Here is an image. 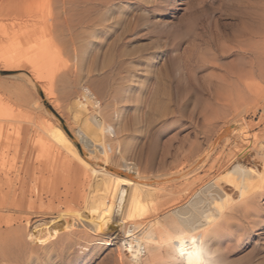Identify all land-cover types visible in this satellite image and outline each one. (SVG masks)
Returning a JSON list of instances; mask_svg holds the SVG:
<instances>
[{"label": "bare ground", "instance_id": "1", "mask_svg": "<svg viewBox=\"0 0 264 264\" xmlns=\"http://www.w3.org/2000/svg\"><path fill=\"white\" fill-rule=\"evenodd\" d=\"M75 1L81 2L85 7L87 1L92 4L89 7L91 9L93 6L95 11L93 12L96 14L94 27L88 31L87 29L80 30L77 37L67 47H60L62 43L60 45L56 43L58 46L50 50H43L44 47L38 50V47L41 43L44 44L46 41L50 43V41L60 40L63 37L60 29L52 28V23H55V26L61 23L58 21L61 14L54 15L48 10L52 0H30L18 5L19 10H16V14L20 18L16 16L15 19L12 18L14 20L12 22V42L15 41L16 44L12 48V61L10 59L8 61L12 62V69L26 70L30 74L28 82L32 83L33 89L37 92L41 90L39 84L48 95L53 94L52 98L56 88L70 89H68L69 92L64 93V96L68 95L67 104L64 106L60 103L62 107L59 108L67 110L73 121L76 119L88 121L84 126V131L80 130L81 126H76L75 129L78 139L82 142L83 135L85 138L95 135L109 138L115 126L124 122L125 109L124 106H117L121 104V101L120 104L115 103L116 108L111 109L108 105L109 110L108 107H103L100 103L104 95L100 96L101 93H97V88L91 87L92 83L91 86L82 85L84 62L88 60L94 65L100 62L99 58H102L105 65L100 64L101 67L103 68V65L105 69L111 67L117 62L118 57L127 56L121 45L125 44L127 39L137 41L141 37L139 29L143 27H147L149 34H154L150 39L155 42H176L183 35L181 31L171 32L168 27H163L164 22L152 24L149 20L154 14L168 11L175 0ZM236 1H229V6L235 10L238 7L235 6ZM201 3L199 2L198 6ZM195 7H190L189 16L192 18L185 25V32L190 35V49L187 51L185 64L192 80H196L199 71H204L206 74L208 72L210 80L206 87L208 90L214 88L215 97L208 103L213 113L209 112L205 115V121L210 123L206 132L202 130L205 138L199 141L196 137V141L189 140L188 143L185 140L189 144L188 147L186 145L187 148L183 146L185 144L182 147L177 146L173 150L171 164L162 174V177L165 176L164 179L155 182L149 181L147 177H137L139 180L136 184H129L126 181L129 178H126L125 172L114 170L101 156L95 155L92 148L83 149L86 160L82 162L78 159V163L69 162V153H55L50 147L54 141L64 143L68 140L72 143L76 141L70 137L60 121H53V118L47 119L46 121L50 124L49 126L42 124L41 131L45 133L42 141L49 144L48 149L44 155L37 154L38 158L28 161L29 165H33L30 173L39 171L43 166L49 168L51 172L44 184L36 186L32 192L41 197L46 196L47 201L42 203L43 206L37 212L23 211L18 204L19 198L16 197L21 180L17 179V183L13 185L10 180L11 185H7V188L15 195V200L11 202L12 204L8 202L0 206V218L3 217L1 211L4 209L16 210L20 214L12 219L17 224L16 228L9 227L3 230L0 227V264H12V262L49 264L53 257H64L68 253L74 254L79 251L86 253V256L89 250L95 253L102 250L106 244L118 240L124 241V248L117 253L115 264H231L226 262V256L230 253L229 244L234 242L240 247L247 241L251 232L264 228L262 214V200H264V9L260 15L256 12L257 16L253 18L254 14L249 11L251 8L248 10V7H243L245 17L242 19L247 21L253 19L255 23L257 18L263 29L257 26L262 29L258 32L248 27L249 29L244 28L238 35V32L234 31L232 34L227 24L223 32L217 29L214 32L210 31V25L206 26L209 18L202 15V9ZM227 9L230 13L231 9ZM226 16L231 17L232 21H236L239 17L236 18V14ZM213 24H216L215 21ZM102 32L105 42L99 38ZM230 34H232V39H227ZM235 34L243 40L238 41V36ZM22 40H24L23 43ZM229 40L230 43L234 41L236 43L233 42V44L237 45H228ZM104 44L105 47L101 48ZM214 47L217 48L214 50ZM159 53H151L147 59H143L148 61L145 69L148 74L153 71L160 72L155 77L158 82L156 94L153 93L155 97L150 93L154 98V101L150 98L153 101L150 110L153 109L156 115H166L168 103L171 101V95L167 91V85L169 87L170 84L165 82L169 74L165 70L161 73L159 69L158 71L151 65L152 60H156ZM240 53L245 55L244 58L247 57L243 69L239 70L232 66L228 68L220 63L223 55L237 56ZM5 60L3 59V62ZM8 61H5V64ZM93 65L89 66V71L93 70ZM140 68L143 67L140 65L134 67L135 71ZM107 75L108 72L105 76ZM18 76H23V73ZM134 79L135 76L132 74L128 81L130 82L129 87H132ZM201 87L203 89L204 84ZM21 88L20 90L23 89ZM122 88L124 89L119 90L126 91L124 85ZM17 89L13 92L15 94L19 92V99L24 100L25 96L20 93L26 89L21 92L19 88ZM75 89L78 90L75 91ZM13 92L12 96L15 95ZM124 95L123 102H128L129 95ZM138 96L141 98V94ZM25 100L27 101L26 98ZM55 101L51 103L54 105ZM149 103L151 104L150 101ZM37 106L35 105L36 108ZM202 113L205 112L202 111L201 116ZM249 113L252 118L251 122L247 121ZM17 115L12 114V120L18 118ZM42 116L44 118V115ZM138 117L133 118L137 124ZM43 118L38 117L39 120ZM216 118L218 121L214 123ZM67 124L70 123L67 122ZM206 125H202L203 128ZM69 146L68 150L73 152L74 148ZM122 147H127V145L124 144ZM3 159L4 157H0L1 165L4 167L12 165L13 168L17 164L15 159H12V162ZM106 177L117 178L118 182H115L117 184L108 188L102 187L101 182ZM58 178L67 179L69 184L64 190L60 191L57 186L55 180ZM139 184L145 186L143 190L139 189ZM129 188H133V192L128 191ZM2 191L3 189L0 188V194ZM105 202H109L113 207L101 211ZM83 205L86 206L85 210H82ZM155 208L156 211L152 213L153 218L164 217V222L159 225V221H156L154 226L148 228L142 226L144 219L139 212L151 211ZM83 261L84 259H79L78 262Z\"/></svg>", "mask_w": 264, "mask_h": 264}, {"label": "rangeland", "instance_id": "2", "mask_svg": "<svg viewBox=\"0 0 264 264\" xmlns=\"http://www.w3.org/2000/svg\"><path fill=\"white\" fill-rule=\"evenodd\" d=\"M28 1L30 0H0V106H1L0 107V157H4L3 160L8 159L10 160V162H12V159H15L17 161L16 166L12 168V165H7L6 167L2 166L1 165L2 161L0 160V188L3 189L2 193L0 194V206L5 205L8 202L11 203L12 201L15 200V195L8 191L7 185H11L10 180H12V185H13L14 183H17L16 182L17 179H20L21 180V183H19L20 188L19 191H17L16 193V197L17 199L19 198L18 204H20L21 209L27 213L37 212L40 209V207L43 206L42 203L43 202L45 203L47 201L46 196L41 197L32 192L34 191L33 189L36 186H42L44 184L48 174L51 172L49 168L43 166L39 169V171L30 173L32 171L33 165L31 164L29 165L28 161L29 159L38 158L37 157L38 155L41 154L44 155V153L48 149L49 144H46L44 143L45 141H42L43 134L45 133L41 131V126L42 124L45 126H49L50 123L46 121L49 118L51 119L53 118L52 119L53 121H60L64 125L65 129L68 131L70 137L75 139L76 141V143H72V141L69 140L66 141L65 143L60 141L58 142L54 141L50 145V147L55 151V153H59V152H63L64 154L69 153L70 155L69 162L71 163L73 161L78 163L79 162L78 159H80L82 162L86 160L85 155H83L84 154L83 149L85 147H86L85 149L92 148L94 150V154L101 156L107 162V164L110 165L114 170H120L122 172H125L127 174L126 178L127 177L129 178L126 179V181L129 184H136L139 180L137 179V177L138 178L147 177L150 179L149 181H155V182L164 179L165 176L163 175L162 177V174H164V170L172 162V154H174L173 150L177 148V146L182 147L183 144H185L183 145L184 147H186V145L188 147L189 144L187 143L189 142V140L196 141L198 139L199 141H202L205 138V134L203 132L204 131L206 132L208 130L210 123L205 121V115L208 114L209 112L210 113L212 112L211 106L208 103L209 101H212L213 98L215 97V92H214V88L208 90V88L206 87L207 82L210 80V76L208 72L206 74V72L204 71L202 72L199 71L196 75V80H192L190 74L188 73V70L186 69L185 62L187 57L186 54H188L187 51H189L190 49V45H189L190 35L189 33L185 32L186 31L185 25L187 21L191 20L192 18L189 16L190 7L196 6L195 8L202 9L201 12L202 15H205L207 19L209 18L208 24H206V26L210 25V31L212 32H214L216 29L219 32H223L225 24L228 25L227 27L232 34H234L233 33L234 31L235 33L238 32V35L240 31H242L244 28L249 29L248 27H250L252 30H258V32H261L263 29V26L261 25L260 21L257 20V18L255 23L253 22L254 21L253 19L248 21L246 19H242L245 17L244 16L245 11L242 8L243 7L245 8V6L246 8L248 7L247 8L248 10L251 8V10L249 11L254 14L252 15L254 18L255 16L260 15L262 13V10L264 9V0H247V1L237 0L236 3L238 5L236 4L235 6L238 7H236V10L232 9V7L229 6L230 0L229 1L228 0H175L173 2L174 4H172V6L168 11L164 13H158L157 15L154 14V16L152 15L149 20L152 24L164 22L163 27L165 26L168 27V29L171 32L181 31L183 36L180 39H178L176 42L175 41L155 42L154 40L152 41V39L150 38L153 37L154 34L153 33L149 34L147 27H143L139 29L140 32L139 35L141 37H139L137 41L134 40L130 41V39H127L125 41L126 43L121 45V47L124 48V50L126 51L127 56L126 57L122 56L121 58L118 57L117 62L114 64L116 67L112 65L111 67L109 66L106 67L105 69L104 67L105 63H103V60H101L102 58H99L98 60H100V62L98 61V63H95L94 65L92 62L88 60L84 62V68L82 71V80L83 79L84 80L82 82V85L84 86H86V84L89 86L92 85L91 87H93L94 89L97 88L96 89L97 93L99 92L101 93L100 96L104 95L100 103L103 107L106 108L108 107V109L110 110V107L111 109H113L116 108L117 106H124L125 109H124V119H123L124 122H122L120 125L115 126V129L112 135L109 136V138H103L101 135L88 136L85 138V135H83L84 140H82L81 142L76 135L75 129L76 126L77 127L81 126L80 130L84 131V126L87 124L88 121L85 120L84 122V120L81 119L80 120L76 119V121H73L67 110H65L64 108H63L64 110L62 108H59L62 107L61 105L65 106V104H67L68 101L66 99L68 95L65 94L66 96H64V93L69 92L70 89L68 88L69 89L68 90L67 88L65 89L63 88L62 90V87L58 89L56 88L54 92V97L52 98L53 94L48 95V93H46V91L41 86V84H39L41 90L37 92L33 89L32 83L28 82V76L30 74L26 70L12 69V62L9 63L10 60L12 61V48H14L16 44L15 41L12 42V22L14 21L13 19H15V16L17 18L18 17L20 18V16L16 14V12L19 10L18 5L24 4ZM60 1L58 0L56 4V0L54 1L52 0L51 6L48 7V10H50L54 15L61 14L58 20L59 23L61 22L60 25L55 26V23H52V28L60 29L63 32V37L61 38L62 40L56 39V41L55 40L53 42L50 41V43H48L49 41L44 42V44L41 43L38 47V50H42L43 47H44L43 50L45 49L50 50V48L52 49L54 46H58L61 43L62 44L60 45V47H67L68 44L70 45V43H72V40L75 37H77L80 30L82 31V29L84 30L87 29L86 31H88V29L94 27L93 24L95 23L96 20V19L94 20V18H96V14L94 13L95 11L93 9V6L90 9L89 6L92 5L90 2L87 1L85 3L87 4V6L85 7L83 4H81V2H77L75 0H64V1L60 0ZM199 2L202 3L198 6ZM239 7L241 9H239ZM86 8L87 10H85ZM227 8L231 9L229 10L230 13L228 12ZM54 10H56V12ZM234 10L238 12L235 13ZM57 11L60 13L58 14ZM211 12L213 13L211 14ZM256 12L258 13L257 15L255 14ZM242 13L243 15H241ZM225 14L226 15L236 14V18L238 16L239 17L237 18L238 20L236 19V21H232L230 19L231 17L229 16L227 17ZM216 18H217V22H216ZM92 20H94V22ZM213 20L215 21L216 24H213L214 22ZM257 26L262 27V29L257 28ZM232 34H230V36H228L227 39H232L231 37ZM236 35L237 34H235V36ZM99 36H100L99 38H101L103 42L104 41L103 32ZM239 40L242 41L243 38L238 36V41ZM21 42L23 43L24 40H22ZM109 42L111 43V40H109ZM233 42L230 43L229 40L227 44L228 45L232 44L231 46H236L237 44L234 45ZM56 43H58V45ZM63 43L66 44L64 45ZM104 47L105 44L101 46V48ZM216 48L217 47H214V50ZM154 52H158L159 56H157L158 58H156V60L154 61L152 60L151 65L154 66V69L156 70L159 69L161 73L164 72L165 70L169 74V77L165 82L167 84H170L169 87L167 84L166 85H167V91L171 95V101L170 103H168V113L166 115H156L157 113L153 112L154 111L153 109L150 110L152 108V104H153L152 102L154 101V98L152 97L154 96L153 93L156 94V90H157L156 88H158L157 87L158 82L155 77L160 72L157 73L156 71H153L148 74L147 70H145L148 66V61H144V59H147V57H149V55ZM238 55L239 54H237V56L223 55V58L220 60V63L225 67L229 68L232 66L235 67L236 69L241 70L245 67V64L247 62V57H245L246 60H244L245 59L244 54L240 53V55L239 56ZM238 58L240 59L242 58V59L239 60ZM3 59H6L5 61H8V59L10 60L8 61L7 64H5L6 62L5 61L3 62ZM91 64L93 65V70L89 71L88 68L89 66H92ZM100 64L101 65L104 64L103 68L101 67ZM137 65H140V67L143 68H140L139 70L135 71L134 67H136ZM6 67H8V69ZM9 70L11 71L9 72ZM126 70L129 71L127 72ZM4 72H8V73H4ZM107 72L108 75L105 76ZM114 72H118V73H114ZM22 73L23 76L26 75L27 77L18 76V75H22ZM88 73H90V75ZM110 73L112 74V76H110L111 75ZM124 73L125 74L127 73L129 76L125 75ZM132 74L133 76H135V79L132 87H129L130 82L128 81H130ZM126 76L128 77V79ZM106 77H108V79ZM101 79L102 82L100 83ZM121 79L123 80V83H121L122 82ZM118 82L121 83V85H119ZM117 83L118 86H116ZM200 84L201 85L204 84L205 87L202 89ZM19 85L23 89H26L27 92L24 91L22 88H21L22 90H20ZM123 85L125 86V88L128 86L126 88V91L119 90V89H124L122 88ZM17 88H19L20 92L21 91L26 92V93L24 92L20 93L23 96H25L23 98L24 100L22 101L18 97L19 92H17L18 94L17 93L15 94L13 92V91H17L18 90ZM76 90L78 89H75V91ZM150 90L152 92H150ZM12 92L15 94L14 96H12ZM150 93L152 94V96ZM61 94L63 95L60 97ZM124 94L129 95L128 102L127 101L123 102L124 101L123 97L125 96ZM140 94H141V98H139L140 96H138ZM119 95H121V97ZM55 96H57L59 99H57ZM131 96L132 97L134 96L133 100ZM25 98L27 99V101L25 100ZM117 98L118 100L121 98L123 99L118 101ZM150 98H152L153 101L150 100ZM54 101L55 104L53 105ZM149 101L151 102V104L149 103ZM41 103H43L44 105L43 104L41 105ZM115 103L120 105L116 106ZM35 105L36 106L38 105L37 106L38 108H36ZM40 109H42L43 111L42 110L40 111ZM58 109L59 110L62 109V110L59 112ZM108 109L106 110V112L108 111ZM138 110L139 112L141 111V113H139ZM202 111L205 113H202L201 116L200 114ZM12 114L15 115L18 114L17 116L19 117L14 118L12 120ZM42 115H44V118ZM250 116L251 115L249 113L247 117L248 122H251L252 120ZM38 117H40V119L41 118L43 119L39 120ZM134 117L135 119H137L138 117V124L136 120L133 119ZM191 118L193 119L191 120ZM71 120L72 123L70 122ZM214 120H215L213 121L214 123L218 121L217 118ZM67 122H69L70 124H67ZM73 123L75 127L72 126ZM194 124H197L196 125L197 127L194 126ZM202 125L203 126L206 125V127L203 128ZM203 129L204 131L202 132ZM74 133L77 138L74 136ZM185 140L187 143L185 142ZM69 144L72 148H74L73 152H70L68 150L67 147L69 146ZM124 144L127 145V147L123 148L122 145ZM4 169L6 171H4ZM55 182L58 184L57 186L59 187L60 191L64 190L66 186L69 184L66 178H58L55 180ZM115 182H118L117 178L106 177L101 182V186L104 188L112 187L113 185L117 184ZM138 186L140 190H143L145 187L142 184H139ZM128 191L133 192V188H129ZM116 204L117 202L115 203V205ZM102 206L103 207L101 211H103L105 208L110 209V207H113L110 205L109 202L103 203ZM262 208H263L262 214L264 217V200H262ZM85 209L86 206L83 205L82 210ZM155 211L156 208L151 211L139 212L144 219L142 226L148 228L154 226V223H156V221L157 222L159 221L160 223L159 225H161L164 222L163 220L164 217L163 218L160 217L157 219L153 218L152 213ZM1 213L3 217L0 218V227L3 230H7V228L9 227L12 228L17 227L16 222L13 221L12 219L18 217V215L20 214L18 211L16 210L8 211L4 209L3 211H1ZM229 246H230V253L226 256L227 263L264 264V228H260V230L256 229L254 230V232H251L247 237V241H245L242 246L239 247L236 244H234V242L230 243ZM123 248H124V241L118 240L114 243L106 244L102 248V250L97 251L95 253L92 250H89L90 252L86 256H85L86 253L84 254L83 252L79 251V253H74V254L68 253L64 257H58V258L53 257V259L50 261L49 264H115L116 263L115 258L117 253L120 251V249ZM79 259H84V261L82 263H79L78 262ZM12 264H16V263L12 262Z\"/></svg>", "mask_w": 264, "mask_h": 264}]
</instances>
